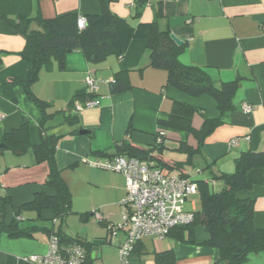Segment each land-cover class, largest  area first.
Segmentation results:
<instances>
[{
    "label": "crops",
    "instance_id": "obj_1",
    "mask_svg": "<svg viewBox=\"0 0 264 264\" xmlns=\"http://www.w3.org/2000/svg\"><path fill=\"white\" fill-rule=\"evenodd\" d=\"M31 3L33 15L39 10L45 19L65 15L87 17L100 14L104 8L101 0H31ZM104 3L110 12L132 26L158 22L161 29H169L171 35L183 42L180 62L206 69L217 85L240 81L235 110L225 124L206 138L201 153L190 164L198 163L205 168L211 164V169L203 172L197 168L195 172L202 175L200 178L187 167L185 173L194 180L208 179L211 171L231 174L235 171V159L242 153L264 152V0H104ZM25 44L22 36L0 30V144L5 134L19 129L25 121L29 122L30 142L37 144L40 140L42 114L23 84L30 69L29 62L21 56ZM150 61L147 41L135 40L122 58L110 56L103 63L91 64L80 52H72L67 55L64 68L55 65L40 72L39 80L31 86L33 94L49 104V113L64 111L79 121L75 126L62 125L64 116L60 115L49 123L51 133L64 135L55 152L62 175L88 165L86 161L99 154H114L116 144L122 141L144 149L156 148L158 120L168 117L177 103L199 108L204 113L194 114L195 129H201L207 118L220 116L213 98L193 97L166 86L167 72L151 67ZM89 76L98 85L95 98L100 100V106L75 111L72 101L84 105L89 100L86 83ZM115 80L127 90L113 92L111 81ZM244 104L251 105L253 110L246 112ZM80 128L91 135L72 134ZM164 132L162 152H155L164 161H170L163 156L167 145L177 149L181 142H187L193 149L198 147L192 135ZM234 140L237 144L233 146ZM48 173L46 164H37L32 148L24 154L8 147L0 149V198L9 201L3 209L0 204V217L7 225L15 219L22 228L45 225L41 222L57 224L50 210L43 211L41 221L34 211H18L38 193L55 195V190L45 185ZM96 177L107 181L103 188L110 195V201L103 205L106 209L100 222L103 229H97L93 238L78 237L87 242L105 241L92 257L96 261L93 264H119L118 248L126 234L119 232L112 247L107 226L116 224L115 208L126 195V180L114 172ZM247 177L253 187L241 191L239 197L254 200V224L264 231V168L250 170ZM88 215L94 216L92 211ZM193 234L196 244L179 242L172 236L143 238L131 254L130 264H159L157 255L167 251L174 253V264H225L218 249L200 244L208 238L203 227H194ZM48 240L49 236L40 232L31 238L15 239L1 232L0 264H32L26 258L45 254ZM246 264H264V252Z\"/></svg>",
    "mask_w": 264,
    "mask_h": 264
},
{
    "label": "trees",
    "instance_id": "obj_2",
    "mask_svg": "<svg viewBox=\"0 0 264 264\" xmlns=\"http://www.w3.org/2000/svg\"><path fill=\"white\" fill-rule=\"evenodd\" d=\"M101 1L104 7L102 12L87 16L86 27L80 29L77 25V15L45 19L39 10L33 15L31 0H0V30L4 29L8 34L19 35L25 39L26 44L21 56L29 62L30 69L23 84L27 95L42 114L39 125L40 140L37 144L30 142L28 121H25L19 129L5 134L1 143L19 154H24L32 148L37 164L48 166V180L45 185L55 190L53 196L44 193L36 194L32 202L21 206L18 211L19 213L34 211L37 219L41 221L43 211L50 210L53 213V220L59 224L58 228L55 223L50 228L48 226L22 228L18 219L7 225L1 216L0 233L5 232L10 238L15 239L31 238L35 233L40 232L49 237L56 235L61 243L79 242L87 250V260L84 264H93V244L79 237L66 235L62 228L67 217L73 213V199L55 160L58 143L64 135L51 133L52 128L49 125L60 115L64 116L62 125L75 126L79 124V121L75 115L67 116V112L64 111L49 113V104L33 94L31 86L39 80L40 72L43 69L50 70L55 65L64 68L65 59L72 52H80L91 64H100L110 56L122 58L135 40L147 41L150 50V66L167 72L166 86H172L193 97L208 95L217 103L220 116L207 118L201 129H195L192 124L194 114L198 112L204 115V113L199 108L177 103L168 117L158 120L160 131L183 132L196 139L198 145L196 149L189 146L187 142L179 144L177 150L187 155V160L184 162L162 160L160 155L155 154L156 150H159V154L162 152L161 146L144 149L126 141L116 144L114 154L99 155H125L143 160L152 159L164 170L178 172L186 178L190 175L184 172V168L192 164L193 157L201 153L206 138L217 127L225 124L229 115L235 110L234 100L240 88L239 80L217 85L206 69L181 63L179 56L184 46H178L171 39L170 30L161 29L158 22L132 26L128 21L110 12L105 7L104 0ZM125 90L127 88L118 81L115 80L112 83L113 92ZM88 96L89 100L96 97L93 94ZM73 104L77 111L74 101H72ZM80 131L83 130L77 129L72 134H78ZM87 134L91 135V132L87 131ZM211 167L212 165L209 164L205 170H210ZM256 168H264V152L249 151L235 159L233 173L216 174L211 171L208 179L195 180L199 187L200 207L194 212V222L191 225L173 229L168 236L174 237L179 242L196 244L193 228L203 227L208 238L200 244L218 249L221 261L225 264H246L253 256L264 252V231L254 224V200L239 197L241 191L253 187L247 173ZM215 180L222 182L220 192H214L211 188L212 181ZM8 202L6 198H0L2 209ZM156 260L159 264H174V253L167 251L159 254Z\"/></svg>",
    "mask_w": 264,
    "mask_h": 264
},
{
    "label": "built area",
    "instance_id": "obj_3",
    "mask_svg": "<svg viewBox=\"0 0 264 264\" xmlns=\"http://www.w3.org/2000/svg\"><path fill=\"white\" fill-rule=\"evenodd\" d=\"M87 18L78 17L77 25L84 29ZM115 81H111L114 83ZM90 94L98 93V85L90 76L86 80ZM100 106L98 98L88 100L84 105H76V110ZM246 112L253 107L244 104ZM165 132H158L157 146L163 144ZM237 141H232L236 145ZM90 167L118 173L126 179V195L120 206L122 222L112 227V234H126L125 241L119 246L120 264H130V257L139 241L146 237L165 239L178 227L191 225L195 219L196 201H190L199 193L198 183L191 177L186 178L164 170L155 160L139 159L125 155L99 156L87 160ZM198 173H200L198 171ZM189 203L188 208L186 204ZM97 220L103 217L93 212ZM32 264H84L87 250L79 242L61 243L56 235L49 237L48 251L42 255L26 258Z\"/></svg>",
    "mask_w": 264,
    "mask_h": 264
},
{
    "label": "rangeland",
    "instance_id": "obj_4",
    "mask_svg": "<svg viewBox=\"0 0 264 264\" xmlns=\"http://www.w3.org/2000/svg\"><path fill=\"white\" fill-rule=\"evenodd\" d=\"M163 156L168 158L169 160L179 161L186 160L187 155L179 152L174 145H167L164 148ZM195 165H188L187 170L192 174H196L195 170L198 168L203 172L205 171L204 166H200L198 163H194ZM195 166V167H194ZM111 172L100 170L97 168L90 167L88 165H82L80 168L75 170H67L63 176L65 181L68 184V187L72 193V211L66 221L63 223L62 228L66 232L68 236H72L74 238L79 236L88 238H93V234L97 232V229L102 228L101 225L102 220H97L94 216L88 215L90 211L99 212L102 216V213L106 210L103 205L110 201V195L105 191L103 185L106 180L98 179L96 175L102 178V175H110ZM210 174V173H209ZM197 175V174H196ZM201 174H198L197 177L200 178ZM126 180V179H125ZM211 188L214 192H220L222 189V182L220 181H212ZM123 200V199H122ZM121 200V202H122ZM196 201V207L199 209L200 207V197L195 196L191 197L190 201ZM120 202V203H121ZM120 204H117L115 208L117 212V216L115 219L116 224L108 225V231L111 234L110 245L115 246L116 236L112 234L111 228H116L122 222V208ZM186 206L189 208L190 204L187 203ZM88 212V213H87ZM87 215V216H86ZM27 216V215H26ZM103 217V216H102ZM22 224V223H21ZM24 224V223H23ZM49 228L53 226V221L43 223ZM43 225V226H45ZM56 228L59 227V224H55ZM119 233V232H118ZM90 241H94L95 239H89ZM49 241V240H48ZM120 255V250L118 248V256ZM96 261H93V263ZM120 264V261H119Z\"/></svg>",
    "mask_w": 264,
    "mask_h": 264
},
{
    "label": "water",
    "instance_id": "obj_5",
    "mask_svg": "<svg viewBox=\"0 0 264 264\" xmlns=\"http://www.w3.org/2000/svg\"><path fill=\"white\" fill-rule=\"evenodd\" d=\"M171 39L178 45V46H182L183 42L181 40H179L175 35H171ZM81 135H85L87 134V131L83 130L80 131ZM6 145L4 143L0 144V149H6ZM105 243V241H93V252H92V257H95L96 252L99 250V246L103 245Z\"/></svg>",
    "mask_w": 264,
    "mask_h": 264
}]
</instances>
